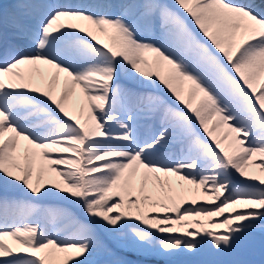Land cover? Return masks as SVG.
Returning a JSON list of instances; mask_svg holds the SVG:
<instances>
[{"label":"snow or ice","instance_id":"obj_1","mask_svg":"<svg viewBox=\"0 0 264 264\" xmlns=\"http://www.w3.org/2000/svg\"><path fill=\"white\" fill-rule=\"evenodd\" d=\"M0 264H264V0L0 2Z\"/></svg>","mask_w":264,"mask_h":264},{"label":"rangeland","instance_id":"obj_2","mask_svg":"<svg viewBox=\"0 0 264 264\" xmlns=\"http://www.w3.org/2000/svg\"><path fill=\"white\" fill-rule=\"evenodd\" d=\"M146 58H148L149 60L153 57L154 54L152 53H145L144 54ZM55 71V70H54ZM182 89L184 90V92L186 93L187 91V88H188V84L185 82L183 85H181ZM71 103L75 104L76 103V100L75 98H73V100L71 101ZM47 178H50V179H59L58 177L55 176V173H46L45 174ZM5 242L6 243H11V239L8 238V237H5Z\"/></svg>","mask_w":264,"mask_h":264},{"label":"bare ground","instance_id":"obj_3","mask_svg":"<svg viewBox=\"0 0 264 264\" xmlns=\"http://www.w3.org/2000/svg\"><path fill=\"white\" fill-rule=\"evenodd\" d=\"M51 71H54V69H52ZM256 159H257V161L259 160V158H258V157H257Z\"/></svg>","mask_w":264,"mask_h":264}]
</instances>
